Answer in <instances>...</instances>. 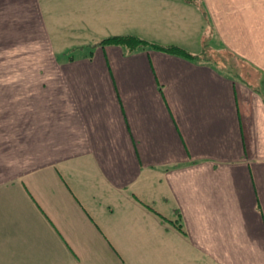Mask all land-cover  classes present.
Returning a JSON list of instances; mask_svg holds the SVG:
<instances>
[{
  "label": "crops",
  "instance_id": "crops-1",
  "mask_svg": "<svg viewBox=\"0 0 264 264\" xmlns=\"http://www.w3.org/2000/svg\"><path fill=\"white\" fill-rule=\"evenodd\" d=\"M1 6L10 33L53 30L60 47L26 109L43 163L21 174L0 154V264H264V0ZM115 35L193 55L212 39L245 70L97 45Z\"/></svg>",
  "mask_w": 264,
  "mask_h": 264
},
{
  "label": "rangeland",
  "instance_id": "rangeland-1",
  "mask_svg": "<svg viewBox=\"0 0 264 264\" xmlns=\"http://www.w3.org/2000/svg\"><path fill=\"white\" fill-rule=\"evenodd\" d=\"M0 1L3 2V0ZM45 1L47 2V0ZM2 8L1 6L0 14L6 19V27L8 26L9 28L8 33H1L0 31V132H3L0 134V139L2 138L0 154L4 157L11 155L16 157L18 159V172L22 174L43 163L41 153L33 152L30 149V140L34 137L35 139L39 138L41 134L33 133L32 129L34 128L29 123L30 119L27 117L26 109L28 107L29 109H35L34 105L39 104L35 100L37 94L41 93L42 79L49 77L51 75L50 72H53L52 69H49V66H51L50 62L53 61L50 57L51 49L55 51L58 57L60 43L58 33H52L53 30L51 33H10L14 24L11 22L10 13H4L3 10L6 9ZM8 10L6 11L8 12ZM59 15V13H56L57 18H59ZM0 24L2 23L0 22ZM15 25L18 24L15 23ZM68 34L71 37L65 38L67 46L81 39L78 33ZM92 34L96 37H101L107 33ZM88 38L92 39V37ZM103 39L97 42L98 46H102L100 43ZM220 48H222L220 44L210 39L206 41L202 53L195 56H199L201 59H209L233 74H238L239 71L245 70L240 60L227 51H219ZM14 105H18L16 109ZM15 110L19 116V133L16 141H14V137L11 142V134L6 131L5 121L10 120L11 112H13V116L16 115ZM33 114L34 116L37 115L36 112H33ZM31 121L33 120L31 119ZM28 123L30 126L29 130ZM34 172L37 174L43 173V171Z\"/></svg>",
  "mask_w": 264,
  "mask_h": 264
},
{
  "label": "trees",
  "instance_id": "trees-1",
  "mask_svg": "<svg viewBox=\"0 0 264 264\" xmlns=\"http://www.w3.org/2000/svg\"><path fill=\"white\" fill-rule=\"evenodd\" d=\"M190 2H195V0H187ZM102 46H110V45H117V46H126L130 51L136 50L140 47L150 46L158 51H162L169 54L179 55L190 59H199V56H195L185 48L170 44V45H163V44H156L151 43L145 39L137 37L135 35H119V36H109L104 38L101 43Z\"/></svg>",
  "mask_w": 264,
  "mask_h": 264
}]
</instances>
